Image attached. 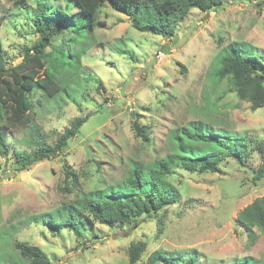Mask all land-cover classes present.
<instances>
[{"label": "rangeland", "instance_id": "obj_1", "mask_svg": "<svg viewBox=\"0 0 264 264\" xmlns=\"http://www.w3.org/2000/svg\"><path fill=\"white\" fill-rule=\"evenodd\" d=\"M19 13L14 0H0V50L7 68L21 63L24 49L38 38L20 24ZM99 21L103 25L82 43L79 74L69 83L74 92L49 100L45 108L32 97L34 120L49 143L72 120L86 117L76 137L57 158L24 171L13 170L11 155L7 162L0 156V232L11 233L0 243V261L17 258L15 242L38 246L52 264H129L128 249L138 242L144 244L142 264L157 250L177 256L194 252L196 264H234L246 257L264 261V231L253 228L250 237L234 221L240 210L264 197V178L252 180L264 153L251 152L243 166L227 158L214 174L177 169L169 181L179 199L167 208L162 226L147 218L132 229L94 222L86 227L91 233L76 239L66 229L55 235L39 222L80 194L120 184L132 164L157 161L168 149L167 135L188 122L222 129L248 149L258 142L264 146V107L251 110L228 80L215 84L210 76L215 56L230 43L264 57V0H224L214 11L191 10L169 39L135 30L108 6L100 10ZM60 46L61 37L44 52ZM34 57L31 50L29 58ZM134 123L145 128L151 146L136 137ZM66 166L76 182L71 178L64 187ZM30 218L38 220L28 223Z\"/></svg>", "mask_w": 264, "mask_h": 264}, {"label": "trees", "instance_id": "obj_2", "mask_svg": "<svg viewBox=\"0 0 264 264\" xmlns=\"http://www.w3.org/2000/svg\"><path fill=\"white\" fill-rule=\"evenodd\" d=\"M14 3L22 14L20 24L27 25L38 38L30 49H24L23 61L14 67H6L0 50V156L7 162L11 155L13 170L24 171L63 154L86 122V117L72 120L69 127L49 143L47 133L34 120L32 97L36 95L39 107L45 108L49 100L58 96L65 98L74 92L69 83L79 74L78 59L84 54L82 43L103 25L99 12L104 6L124 15L135 30L169 39L191 10L214 11L223 7L224 0H14ZM61 4L63 7L59 6ZM73 7L74 13L71 12ZM60 37L61 46L45 53V48ZM31 50L35 52L33 59L29 58ZM210 76L215 84L228 80L231 91L240 101L247 102L251 110L264 107V57L254 54L245 45L233 42L220 49ZM79 85L78 80L73 81L75 89H80ZM133 127L136 137L151 146L145 128L137 123ZM240 140L210 124L188 122L167 135L168 149L157 161L148 165L132 164L129 175L120 184L80 194L75 200L40 216L39 222L55 235L66 229L76 239L86 237V231L91 233L86 227L94 222L109 228L132 229L147 218L156 219L162 226L167 208L176 205L179 199V192L169 181L177 169L214 174L227 158L243 166L251 152L263 155L264 146L259 142L254 149L251 146L248 149L245 143L239 144ZM71 178L76 180L66 166L64 187L72 182ZM263 178L264 162L252 180ZM37 220L30 218L28 223ZM234 221L250 237L253 228L264 231V197L240 210ZM10 234L8 230L0 232L2 245L10 239ZM12 249L17 258L3 257L0 264H52L38 246L15 242ZM143 252L142 242L131 244L129 264H142L138 262ZM177 255L157 250L148 256L146 264H196L194 252ZM234 264H264V261L246 257Z\"/></svg>", "mask_w": 264, "mask_h": 264}]
</instances>
